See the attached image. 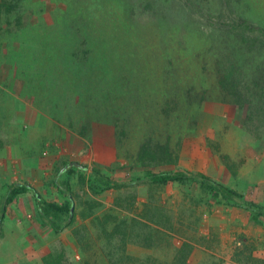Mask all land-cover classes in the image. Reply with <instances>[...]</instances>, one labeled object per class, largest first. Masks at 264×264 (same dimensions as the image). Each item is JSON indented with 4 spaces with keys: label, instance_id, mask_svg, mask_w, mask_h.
Here are the masks:
<instances>
[{
    "label": "rangeland",
    "instance_id": "374dc122",
    "mask_svg": "<svg viewBox=\"0 0 264 264\" xmlns=\"http://www.w3.org/2000/svg\"><path fill=\"white\" fill-rule=\"evenodd\" d=\"M237 16L264 28V0H0V264H264L263 216L195 181L129 182L187 169L264 207V125L219 83L227 55L242 83L264 66L220 28ZM37 153L55 169L6 166ZM72 161L60 232L32 196L5 202L27 179L64 203ZM94 167L127 184L94 193Z\"/></svg>",
    "mask_w": 264,
    "mask_h": 264
},
{
    "label": "trees",
    "instance_id": "16d2710c",
    "mask_svg": "<svg viewBox=\"0 0 264 264\" xmlns=\"http://www.w3.org/2000/svg\"><path fill=\"white\" fill-rule=\"evenodd\" d=\"M222 27L230 34L236 37L238 42L243 45L247 50H253L254 47H264V28L255 25L246 19L239 16L231 17L228 21L221 24ZM227 61L224 70L219 76V83L222 89L228 94L232 95L236 104L243 106L247 105L250 109L248 113V123L264 125V66L257 67L249 82H241L240 76L242 71L239 70L235 62L232 61L230 56H226ZM69 164V163H68ZM86 165L82 168L74 165H69L66 168H59L56 176L53 179L54 187L62 194L65 195L66 201L64 203H56L51 200L45 199L36 189L30 185L16 184L10 186L6 195L5 202H10L15 196L25 192L28 189L34 191V201L38 218L44 224H48L54 232H60L64 227L69 225L73 220V211L71 210L72 190L68 179L59 180L62 173H72L75 170L86 169ZM92 178L88 181V187L94 193H100L111 187H120L126 182L117 181L113 177L106 175L96 169L95 167L90 170ZM186 181H195L202 187L209 188L215 195H220L223 200L235 206L242 207L256 216H264V207L254 202L243 201V195L235 189L217 182L201 172H194L190 170H159L147 171L143 175H138L131 179L130 183L153 182L160 184H167L171 182L184 183ZM128 182V183H129ZM66 216L63 221L62 218Z\"/></svg>",
    "mask_w": 264,
    "mask_h": 264
},
{
    "label": "crops",
    "instance_id": "0c3cea01",
    "mask_svg": "<svg viewBox=\"0 0 264 264\" xmlns=\"http://www.w3.org/2000/svg\"><path fill=\"white\" fill-rule=\"evenodd\" d=\"M35 138H37V137H35ZM32 142H33V144L34 143L36 144L37 141L36 140H33ZM24 145H25V143H24ZM55 158L56 157H54L53 155H50V153L48 155H46V156H41L40 153H37V154H34V155L26 156V158H23V161L20 162V164L19 163H14L12 160H10V164H7L6 166H13V167H15V166H17V167L22 166L23 168L26 169V170H24V173L26 172V173H28V175H30L31 171H33L36 168H39V169L42 170V169H46V168L53 167L55 169V164H56L55 163ZM0 165H4V163H1V161H0ZM182 170H187V169H182ZM211 179H213V178H211ZM213 180H215V179H213ZM215 181H217V180H215ZM217 182H220V181H217ZM19 183H21V184L26 183L27 185H30L31 187H33V189H36L38 191V187L35 186L30 181H28L27 179L26 180H21V181H14V183L12 185H10V186H15L16 184H19ZM220 183H222V182H220ZM9 187H8V189H9ZM33 189L30 188V189L26 190V192H24V194L26 196H29V197L32 196V202L34 201V191H33ZM7 192H8V190H7ZM33 203L35 204V201ZM35 208H36V205H35ZM235 223L238 224L237 228H238L239 231H241V229L239 227L240 226L239 224H241V220L238 219ZM244 263H246V262L239 260V262H236L235 264H244Z\"/></svg>",
    "mask_w": 264,
    "mask_h": 264
},
{
    "label": "water",
    "instance_id": "95a60500",
    "mask_svg": "<svg viewBox=\"0 0 264 264\" xmlns=\"http://www.w3.org/2000/svg\"><path fill=\"white\" fill-rule=\"evenodd\" d=\"M69 165H74V166L79 167V168L83 167V165L81 163L77 162V161H72V162L69 163ZM72 208L73 207H71V210H72Z\"/></svg>",
    "mask_w": 264,
    "mask_h": 264
}]
</instances>
